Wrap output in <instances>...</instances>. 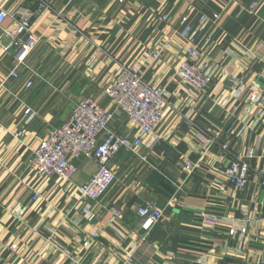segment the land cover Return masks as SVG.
I'll use <instances>...</instances> for the list:
<instances>
[{
  "label": "crops",
  "instance_id": "1",
  "mask_svg": "<svg viewBox=\"0 0 264 264\" xmlns=\"http://www.w3.org/2000/svg\"><path fill=\"white\" fill-rule=\"evenodd\" d=\"M43 1L49 10L42 11ZM252 2L0 0L10 12L26 8L35 14L31 38L36 42L18 66V77L10 75L17 65L15 51L1 45L8 37L0 43V264H68L67 252L85 264H121L142 238L136 232L137 206L152 199L165 217L136 251V264H258L259 242L251 235L230 237L222 227L209 230L196 214L203 209L240 221L241 208L247 207L251 218L259 217L264 149L259 147L252 158L249 152L264 142V105L252 102L250 95L256 89L264 96V0L253 9ZM151 12L167 13L169 20L152 25ZM183 15L207 57L220 66L229 64L245 82L240 97L233 98L227 76L218 75L197 98L177 75L187 46L179 34ZM13 24L7 19L4 28ZM156 47L162 60L150 64L149 52ZM122 63L140 65L145 79L163 85L169 97L156 145L142 146L140 156L124 149L111 161L117 179L100 200L89 202L97 212L92 222L82 213L86 201L77 187L98 171L96 160L79 158L72 181L41 178L29 165L33 149L68 119L78 99L93 94L102 106L116 110L103 88ZM28 80L33 81L30 88ZM116 112L109 129L134 138L136 129ZM198 128L222 130L220 143L228 142L229 150L219 144L205 149ZM18 130L26 135L15 137ZM235 157L249 162L246 189L224 178ZM185 159L192 162L191 170L182 168ZM35 191L38 198H33ZM117 208L122 216L115 218ZM93 230L100 237L84 247Z\"/></svg>",
  "mask_w": 264,
  "mask_h": 264
},
{
  "label": "built area",
  "instance_id": "2",
  "mask_svg": "<svg viewBox=\"0 0 264 264\" xmlns=\"http://www.w3.org/2000/svg\"><path fill=\"white\" fill-rule=\"evenodd\" d=\"M125 2L127 0H119ZM260 0H253L250 8L253 9ZM42 11L50 9L47 2L40 5ZM34 13L26 8L15 11H8L0 7V43L4 36L8 41L1 43L4 51L14 50L17 58V65L10 75L19 76L18 66L26 62L32 52L35 41L31 38L34 26ZM7 19L13 21V28H4ZM206 16H201L205 21ZM169 15L161 12H151L150 23L156 25L160 21H168ZM69 23V22H68ZM70 24V23H69ZM71 25V24H70ZM179 34L187 40L184 49V56L176 70L177 75L190 87L195 97L201 98L211 86L218 75L227 76L232 86V96L240 97L245 90V82L238 73L228 64L220 66L213 63L205 54L203 49L197 45L193 25L188 16L180 18ZM76 29V28H75ZM150 64L161 62V49L153 48L149 52ZM33 85L32 80L26 82V87ZM104 94L116 104V110H109L102 106L93 94L78 99L71 114L62 124L57 126L46 138H43L33 149L30 167L41 178L56 176L64 181H72L78 166L76 161L81 157H89L99 164L98 171L85 183L78 185L77 189L81 198L86 201L82 207V213L89 221H96L97 212L89 203L100 200L117 179V169L111 165V161L122 150H128L140 156V148L146 145L153 148L157 142L156 132L165 118V107L168 102L169 92L159 83H152L145 79L142 68L138 64L128 65L122 63L114 80L110 81L103 88ZM252 102H259L264 105V96L254 89L250 95ZM30 108L27 109V112ZM116 111L124 113L131 126L136 129L134 138L120 136L109 129L110 123L114 120ZM201 134V141L205 149L209 150L216 144L228 151V142L220 143L223 137L222 130H212L208 133L198 128ZM17 138L26 135L25 130H18L13 134ZM264 149V142L258 147H253L249 152V158L255 157ZM184 170H191L192 162L185 159L181 164ZM249 162L242 157L231 159L224 170V178L227 182L239 189H246L249 186ZM259 185L262 190V198L257 204V219L249 216V209L242 207L244 217L236 220L230 216L214 215L203 209L196 210L197 216L201 219L205 228L214 230L226 228L230 237L250 236L253 242L257 243L258 264H264V177ZM40 193L35 191L33 198H38ZM239 209V206H237ZM136 214L139 224L136 232L142 236L141 240H135L132 248L121 264H136V251L147 239L155 225L165 217V210L157 200H148L137 206ZM115 218L122 216V209H114ZM101 233L93 230L83 240V246L88 247L92 241L98 239ZM251 241V242H252ZM68 264H85L82 257L75 253L67 252ZM105 264V262H102Z\"/></svg>",
  "mask_w": 264,
  "mask_h": 264
}]
</instances>
